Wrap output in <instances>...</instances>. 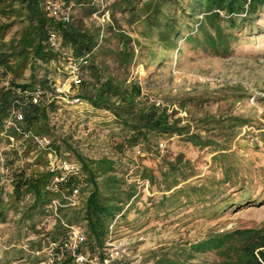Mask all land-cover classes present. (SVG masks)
Segmentation results:
<instances>
[{"label": "trees", "instance_id": "obj_1", "mask_svg": "<svg viewBox=\"0 0 264 264\" xmlns=\"http://www.w3.org/2000/svg\"><path fill=\"white\" fill-rule=\"evenodd\" d=\"M45 1L0 0V16L8 19L0 23V31L3 30L0 33L1 76L10 75L8 85L0 88V141L6 137L9 143L8 136L12 134L22 139L23 152L35 150L45 159L46 150L32 138H23L15 130L4 128L11 109L20 108L22 127L35 135L49 137L50 146L58 156L78 164L80 174L53 182L61 174L59 170L19 171L12 181V203L7 200L8 193L0 189V222L8 220L13 208L16 216L19 215L13 221L16 229L13 247L29 233L38 236L23 241L33 256L19 247L7 251L2 262L7 264L11 258L37 263L43 258L40 254L43 247L59 243L67 236L64 223L77 226L83 232L84 241L78 246V252L102 259L108 238L118 228L135 229L145 218L179 220L181 214H188L183 213L186 206H194L197 214L216 218L221 211L253 202L254 197L249 193L250 170L229 151L241 130L250 126V119L227 114L205 115L199 120L204 124L201 128L192 127L189 122L182 124L176 109L169 110L150 101L137 80L131 78L130 68L137 59L135 46L139 49L142 46L137 37L122 29L120 20L134 30L139 27L143 39L159 45L160 53L151 52L152 59L157 57L163 61L174 52L179 58L184 50L227 57L244 37L262 32L257 18L264 12V0H103V10L98 0H59L64 7L77 10L78 14L72 15L70 22L49 17L44 9ZM105 10L111 21L104 25L84 24V18ZM15 24L20 25L19 30L5 40L6 30ZM50 33L59 36V49L50 45ZM111 39L116 41L114 46L108 45ZM63 54L71 57L81 72L74 85L77 86L75 95L94 109L113 116L117 127L112 135L116 157L88 155L78 145L79 141L57 134L51 115L57 110L54 98L36 104L28 100L37 87L53 92L46 72L40 75L39 71H47V65L58 61ZM26 70H29L27 76ZM21 78L23 81H19ZM230 96L243 98L245 93ZM227 98L225 93L203 91L176 98V103L182 110H187L188 104L199 109ZM216 128L222 130V143L199 134L201 129L208 132ZM173 136L204 150L210 158L213 175L199 177L190 160L181 153L167 152L161 156L159 146ZM136 148L146 153L145 157L138 156L142 162L126 154L127 150ZM131 175L138 179L129 180ZM137 181H146L160 194L144 195ZM76 188L79 203L71 205L66 197ZM54 198L60 203L57 215L51 207ZM48 217L52 219L49 230L37 227ZM50 249L55 254L58 252V248ZM209 252H218L224 259L209 262L199 258ZM144 259L152 264H264V226L209 233L194 241H172L149 250ZM57 261L74 264L70 255Z\"/></svg>", "mask_w": 264, "mask_h": 264}, {"label": "rangeland", "instance_id": "obj_2", "mask_svg": "<svg viewBox=\"0 0 264 264\" xmlns=\"http://www.w3.org/2000/svg\"><path fill=\"white\" fill-rule=\"evenodd\" d=\"M70 13L71 16L78 14L76 9H71ZM94 14L90 18H84L83 21L86 26L91 24L104 25L111 21L109 12L105 21H101L102 13ZM257 19L260 26L259 31L262 32L248 38L244 37L235 51L227 57L209 56L204 53H192L184 50L179 58L174 52L171 58H166L163 61L156 59L157 57L151 58V52L160 53L159 45L143 39L139 35V27L134 30L123 20H120L122 29L132 37H137L142 46V49L135 46L137 59L130 68L131 78L137 80L142 88V93L150 101L164 105L169 110L176 109V116L182 118V124L189 122L192 127L201 128L204 124L200 123L199 120L205 115L227 114L250 119V126L241 130L237 142L233 141L230 144L229 151H233L238 162L250 170L252 180L249 193L251 197H254L251 198L253 202L238 209L221 211L216 218L202 216L195 213L194 206H186L183 208V213L188 212V214H181L179 220L176 217H163V219L158 220L145 218L143 224L135 229L124 226L113 230L106 242L105 252L108 248L126 245L129 250L123 264L130 262L152 264V262H147L144 259L147 252L157 249L161 245H169L172 241H194L209 233L264 226V140L262 139L264 136V12ZM6 21H8L7 18L0 16V23ZM19 27L18 24L11 25L6 30L4 39H10L19 30ZM115 43L116 41L111 39V43L108 45L114 46ZM45 70L47 71L43 69L39 73L43 75L46 72L49 83L53 87V92L47 91V93L54 97L57 105L56 112L51 113L52 121L55 122L56 133L68 136L71 141H79L78 145L88 155L106 154L116 157L117 148L115 138L112 135L117 132V127L114 124L113 116L107 111L94 109L86 101L75 95L77 86H74L76 85L74 75L80 78L81 72L73 59L63 54L58 61L47 65ZM28 74L29 70H26L24 75L27 76ZM9 78L10 75L1 76L0 88L8 85L5 82L9 83ZM19 81H23V78ZM203 91H218V93H225L229 98L220 103L205 105L199 109L191 108L189 104L187 110L178 108L176 98ZM231 93H245V96L243 98L232 97L230 96ZM244 132L246 134L242 136ZM199 134L201 136L207 135L218 143L223 141V133L219 128L211 129L208 132L201 129ZM179 139L177 136H173L162 141V145L159 146L160 155L164 156L168 154L167 152L172 155L181 153L190 160V164L199 177L213 175L207 153L204 150L195 149L189 144H184ZM22 144L23 141L20 138H17L13 144L10 143V140L8 143L6 137H2L0 141V189L3 190L4 194L8 193L7 200L9 203H12V181L15 179L16 173H20L19 171L22 170H25L26 173L35 170H48L47 157L44 159L35 150L23 152ZM126 154L131 155L136 162H142L139 157L146 155L145 152L137 148L135 151L127 150ZM70 160L69 158L67 161ZM143 162L145 163L147 160ZM152 162L154 163L153 160L150 161L151 164ZM153 168L155 169L154 166ZM128 177L129 180L135 178L133 175ZM137 183L138 188L146 196L153 194L158 196L160 194V191H157L155 187L151 189L150 184L146 181H137ZM72 198L75 200V204L79 203V197L74 196ZM13 210L14 208L9 215L11 220L8 218L7 221L0 222V264H6L2 262V259L5 253L12 249L23 247L30 255L33 256L34 254L23 241L36 239L38 237L36 234L29 233L28 237H23L22 242L13 247V235L16 233L13 221L19 216L18 214L16 216ZM132 216L131 214L130 218ZM51 223L52 219L48 217L39 222L37 227L49 230ZM50 245L43 247L42 252H40L43 258L35 264H58L57 260L68 259L69 255L72 256L68 251L67 255L63 253L64 255L60 257L53 252L54 249H50ZM199 258L207 259L209 262H218L223 260L224 256L218 252H209L200 255ZM7 264L33 263L10 258ZM74 264H76L75 261Z\"/></svg>", "mask_w": 264, "mask_h": 264}, {"label": "built area", "instance_id": "obj_3", "mask_svg": "<svg viewBox=\"0 0 264 264\" xmlns=\"http://www.w3.org/2000/svg\"><path fill=\"white\" fill-rule=\"evenodd\" d=\"M101 3L102 10L104 9L103 0H98ZM44 9L46 11V14L49 17H52L56 20H60L63 22H70L71 21V13H70V7H64L63 3L59 0H46L44 3ZM95 15V14H94ZM105 17L108 18V11L105 10L101 14V21H105ZM48 41L52 47L55 49H59L60 40L59 36L55 33H50ZM1 72L2 69L0 68V78H1ZM75 82L78 81V76L74 75ZM5 84H8V82H5ZM54 97L47 93V91H44L40 87H37L34 92L28 97V100L32 103L36 104L40 102L41 100L45 99L47 102L51 101ZM22 121H23V113L21 112L20 108H12L9 112L8 116L5 119L4 122V128L7 129H13L19 135L23 138H32L37 145L43 149L46 150V157H47V165L49 171H57L59 170L61 172L60 175L54 177L53 182L62 181L67 176H78L80 174V167L78 164L74 162L67 161L63 158H60L58 154L53 150V148L50 146V140L47 138V136L43 135H35L30 130H26L22 127ZM10 143H15V136L9 135L8 136ZM78 193V189H73V192L70 196L66 197L71 205L75 204V200L72 198L76 196ZM60 205L59 199L54 198L51 201V207L53 208V211L56 214L57 206ZM64 225L67 227V236L61 240L59 243H51V247L58 248V252L56 255H59L60 257L63 255L64 251H69L76 264H112L113 262H119L123 264V261L128 255L129 248L124 245L120 247H113L108 248V250L105 252L104 257L102 259H97L93 257H88L85 254H82L77 251L78 246L80 243L84 241V235L82 230L74 225H67L64 223ZM112 229V225H110V232ZM134 264V263H129Z\"/></svg>", "mask_w": 264, "mask_h": 264}]
</instances>
